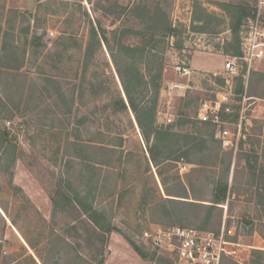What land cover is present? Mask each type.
<instances>
[{
	"label": "rangeland",
	"instance_id": "374dc122",
	"mask_svg": "<svg viewBox=\"0 0 264 264\" xmlns=\"http://www.w3.org/2000/svg\"><path fill=\"white\" fill-rule=\"evenodd\" d=\"M215 1L245 4L241 42L249 25L264 27V0H0V129L11 140L0 145V264H186L142 240L172 225L240 243L222 264H264V55L242 68L237 92L224 71L232 33ZM134 4L161 8L177 32L158 30L129 58L121 30L150 32ZM201 9L221 20L216 32L193 29ZM133 61L145 81L160 69L158 92L135 94L155 100L156 162L134 112L116 106L126 101L117 69ZM217 101L228 108L227 143L198 118ZM78 201L113 229H95Z\"/></svg>",
	"mask_w": 264,
	"mask_h": 264
},
{
	"label": "trees",
	"instance_id": "16d2710c",
	"mask_svg": "<svg viewBox=\"0 0 264 264\" xmlns=\"http://www.w3.org/2000/svg\"><path fill=\"white\" fill-rule=\"evenodd\" d=\"M215 4L224 12V14L228 18V25L229 29L231 30L232 36L231 40L226 42L225 45V52L229 53L232 56H239L241 54V40L239 36V26L241 25V22L243 18L247 15L246 14V6L245 4L241 3H233V2H223V1H215ZM198 4L196 3L194 5V8L198 9ZM199 8H201L199 6ZM122 10L125 9V7H121ZM137 16H139V12L143 11L146 17L149 19V24L147 26V29L150 31L147 34L149 37L147 38L146 36L142 38V42L140 44H129L127 40L132 36L137 37L140 34H146L142 32L141 30H135L131 28H125L121 30V34L119 37V42L118 46L119 49L125 50L127 56L129 58H134L135 54L142 55L145 52V46L147 47L148 44H150V41L155 40V32L157 33L158 30L161 31L160 36L161 37H167L169 35H173L177 32V29L172 26L170 23L167 14L159 7H155L150 9L147 7V5L143 4L141 7L139 4H134L132 7L129 8V12H135ZM201 11V12H200ZM198 11L194 12L193 14V22L195 21H200L203 22L201 25H195L193 24V29L195 31H200V32H216L215 26H218L221 23V20L213 15L207 13V11L201 9ZM93 36L97 34L96 30L93 28L92 29ZM146 34V35H147ZM103 38L106 39L105 36ZM177 48H180V43H176L174 45ZM129 52H131L129 55ZM117 72L119 74L122 86H123V91L126 97V101L119 96L116 100V106H118L119 110H125L127 108H130L134 114L136 121L141 129V133L143 135V138L148 146V152L150 156L152 157L153 161H157L156 158V145L155 141L158 140V137L160 134H162V129L157 128L155 126V100L152 101H147L143 103H139L137 101L135 94L137 93H142L145 90H147L150 87L154 89L155 92H158L159 90V79L161 78L160 75V69L158 71V74L154 77L151 78L149 81L143 80L144 77L141 75L140 70L134 65V61L128 65L125 66V68L122 70L120 68L117 69ZM237 92H241L239 88L241 89L242 87V78L241 76H237ZM142 88V89H141ZM143 97V96H142ZM225 106L221 109L220 111V116L223 120L226 119L227 113L224 112ZM169 129V128H168ZM151 135H153V141L151 142ZM194 140L193 136H186L183 144L185 146L191 144V142ZM11 140L8 138V132L4 129H0V145H3L5 143H10ZM154 142V143H153ZM192 150V147H188L185 150V152L180 156L183 158H188V153ZM159 156V155H157ZM223 191H225V187H223ZM224 197H216L213 202H219L223 200ZM169 201H181V202H188L190 205H195V206H200L202 203L194 202V201H184V200H177V199H172V198H166ZM55 202V201H54ZM79 204L82 206L83 211L87 215L89 221L94 224V228L99 230L100 232H110L113 227L110 225V223L106 222V219L104 215L98 211H96L91 204H86L85 206L82 205L81 201H78ZM210 206L208 208H211V206L214 205H207ZM134 249L138 252L139 255L141 256H146L145 252H143L139 247L133 245Z\"/></svg>",
	"mask_w": 264,
	"mask_h": 264
},
{
	"label": "built area",
	"instance_id": "2783aa9c",
	"mask_svg": "<svg viewBox=\"0 0 264 264\" xmlns=\"http://www.w3.org/2000/svg\"><path fill=\"white\" fill-rule=\"evenodd\" d=\"M249 26L247 35L242 37L241 54L229 56L225 62L224 71L229 76H244V71L248 73L253 64L264 55V27L257 24ZM177 68L183 74L190 72L186 66ZM204 106L203 111L198 113V118L202 122L215 125L216 138L227 143L229 130L225 126L227 122L220 116L221 103L217 101L209 107L206 104ZM227 110L228 108H224L225 113ZM167 120L171 121L170 118ZM142 240L150 248L173 254L177 260L186 264H222L225 258H236L235 247L240 245L238 242L227 240L222 233L215 234L182 225L148 228L143 231Z\"/></svg>",
	"mask_w": 264,
	"mask_h": 264
},
{
	"label": "crops",
	"instance_id": "0c3cea01",
	"mask_svg": "<svg viewBox=\"0 0 264 264\" xmlns=\"http://www.w3.org/2000/svg\"><path fill=\"white\" fill-rule=\"evenodd\" d=\"M188 68H189V67H188ZM189 69H190V68H189ZM37 264H41L40 261H38V259H37Z\"/></svg>",
	"mask_w": 264,
	"mask_h": 264
}]
</instances>
